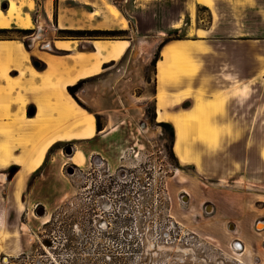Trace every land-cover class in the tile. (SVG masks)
I'll list each match as a JSON object with an SVG mask.
<instances>
[{
	"label": "rangeland",
	"instance_id": "374dc122",
	"mask_svg": "<svg viewBox=\"0 0 264 264\" xmlns=\"http://www.w3.org/2000/svg\"><path fill=\"white\" fill-rule=\"evenodd\" d=\"M9 1L0 0L1 12L8 9ZM13 1L19 4L21 14L23 4L31 2ZM33 2L30 16L35 22L30 34L17 32L15 29L21 28L11 23L0 28L9 29L0 31V40H16L27 49L34 44L35 52L44 47L53 52L51 41L56 39L76 40L80 49H90V42L95 39L131 42L119 60L107 63L98 74L85 78L75 92L74 101L93 115L99 132L87 139L55 142L47 149L40 167L26 176L23 183L18 181L22 177L18 175V164L0 168V264H256L257 261L264 264V245L256 239L263 236L264 229L255 227L257 220H264V187L219 181L214 174L205 175L193 166L179 163L169 151L167 133L158 126L160 121L153 113L155 66L152 62L155 55L160 56L158 45L172 32L166 31V27L179 21L178 35L193 38L192 30L186 35L188 24L191 23V29L209 27L210 10L194 6L193 0ZM3 3L7 4L5 10ZM44 3L49 18L43 12ZM109 4L126 20L125 28L113 18ZM244 4L240 1L237 6L243 9ZM91 8L96 13L85 15ZM211 8L213 11V4ZM66 12L78 17L81 25L99 20V26L110 23L114 27H58L57 21L62 24ZM60 29L125 31L114 36L75 39L60 33ZM178 60L177 70H192L184 59ZM41 64L36 69L44 70L46 64L42 60ZM9 75L16 78L19 74L17 71ZM26 77L30 78L25 71L22 80ZM36 81L33 85L39 83ZM1 84L4 82L0 81ZM32 90L30 85L21 90L26 97L24 117L29 119L36 113L37 90ZM8 103L15 110L1 119L4 124L1 133L8 130L11 117H19L17 105ZM29 107L34 108L32 116L28 115ZM68 147L81 151L84 157L75 175L66 170L74 164L65 153ZM96 152L107 159L104 162L109 163L110 172H116L124 164L133 173L132 178L117 181L118 187L113 186L116 190L111 192L110 201L104 203V209L102 198L91 192L93 185H103V172L95 177L96 183L87 174L92 167L98 171L105 167L92 164ZM140 167L143 169L135 180V170ZM119 189L125 192L124 196H118ZM205 204L212 207L210 212L204 210ZM95 208H98L96 212L105 210L114 214L123 211L126 234H106L101 228L92 233L89 214ZM229 224L236 229H229ZM241 226L252 239L250 255L240 252L243 243L237 239V233Z\"/></svg>",
	"mask_w": 264,
	"mask_h": 264
},
{
	"label": "crops",
	"instance_id": "0c3cea01",
	"mask_svg": "<svg viewBox=\"0 0 264 264\" xmlns=\"http://www.w3.org/2000/svg\"><path fill=\"white\" fill-rule=\"evenodd\" d=\"M240 1L246 3L243 9L237 6ZM45 3L43 12L49 18ZM193 5L210 10V26L191 29L190 23L186 35L192 30L193 38L182 37L162 46L154 73L155 119L172 125L169 119L172 117L183 124L185 131L180 142L186 158L183 165L193 166L205 175L214 174L219 181L264 187V3L258 0H193ZM23 8L22 14H27L32 25L35 22L30 16L33 0L24 3ZM95 13L92 8L84 12L90 16ZM65 16L62 24L57 21L58 27H114L110 23L99 26V20L81 25L78 17L69 12ZM194 17L196 20V15ZM178 25L179 21L169 24L166 31L178 29ZM121 28L125 27L121 24ZM130 42L129 39H95L90 42V49H80L76 40L56 39L51 41V50L62 53L55 54L45 47L35 52L34 44L27 49L19 41L0 40V81L4 82L0 85V130L4 128L3 116L15 110L13 105L9 108L8 102L16 104L19 112V117H11L8 130L0 131V168L10 163L18 164L20 171L26 168L23 183L26 176L40 167L47 149L55 142L93 137L96 133L93 115L74 101L66 86L98 74L103 64L119 60ZM32 59L39 64L42 60L45 69H36ZM178 59H184L192 70H177ZM17 71L16 78L9 75ZM25 71L30 78L22 80ZM34 80L39 83L33 85ZM29 85L37 90L36 113L31 119L24 117L26 97L21 92ZM159 113L165 116L158 118ZM173 130L172 151L176 157L174 127ZM37 146H41L40 153L36 151ZM16 150L19 153H15ZM76 154L80 160L76 159ZM68 159L79 165L84 157L81 151L75 150ZM241 229L237 239L243 245L236 243L241 254L250 255L252 239L244 226ZM256 239L258 244L264 245V234Z\"/></svg>",
	"mask_w": 264,
	"mask_h": 264
},
{
	"label": "flooded vegetation",
	"instance_id": "af4514ba",
	"mask_svg": "<svg viewBox=\"0 0 264 264\" xmlns=\"http://www.w3.org/2000/svg\"><path fill=\"white\" fill-rule=\"evenodd\" d=\"M30 33H28L29 35ZM33 107H29L28 111L33 110ZM100 130L96 129V132H99ZM71 149L73 153L72 147H68L67 149ZM96 156L92 157V164L94 166H105L101 171H98L96 168H91V171L87 173L90 176L91 181L96 183L95 177L97 176L98 173L103 172L102 176L104 177L103 180V185L101 187L94 186L91 189V192L93 193V196L96 198H102V208L104 209V203H108L110 201V197L112 195V191L116 190V187H113L116 185L118 187L117 181L121 179H126L128 176L131 178L133 177V173L129 172L127 170V167L124 164H120V168L117 169L116 172H110V166L109 163H105L107 159L103 156H101L99 153H95ZM91 164V162L89 163ZM143 168L140 167V169L135 170V180L139 178L138 175L141 174ZM68 172H70L72 175H75L79 172L80 166L73 164L67 167L66 169ZM146 172L145 174H147ZM151 176L152 174L149 173ZM100 176V175H99ZM130 181V180H129ZM125 182V181H123ZM125 192H122L121 189L118 191V196H124ZM181 194L180 196L182 197ZM115 196V194H114ZM125 199V198H123ZM121 203V202H120ZM119 203V204H120ZM98 206H100L98 204ZM98 208L92 209L91 214H89V223L92 225L91 232H95V229L101 228L104 233L106 234H126L125 230L127 229L126 227V216L123 211H117L116 214L110 213V212H105L104 211H99L96 212ZM93 212V213H92ZM236 243V242H235Z\"/></svg>",
	"mask_w": 264,
	"mask_h": 264
},
{
	"label": "bare ground",
	"instance_id": "6f19581e",
	"mask_svg": "<svg viewBox=\"0 0 264 264\" xmlns=\"http://www.w3.org/2000/svg\"><path fill=\"white\" fill-rule=\"evenodd\" d=\"M18 5H16L13 0H10L8 9L5 12H1L0 11V28H6L11 23H13L17 28H21V29H27V28H30L32 26L31 22L29 21V18L27 16V14H21ZM108 7L110 9L111 15L114 18H119L120 22L122 24V27H125L126 26V21H125V19L123 17H119L118 9L115 6L110 5V4L108 5ZM191 13H192V7H191ZM166 54H167V52L165 51L164 55L166 56ZM97 61L98 60L95 59V65L96 66H97ZM162 116H165V114H160V113L158 114V118H161ZM169 119L171 120L172 126L175 128V132H176V143L174 145V152L176 154V157L180 161V163L181 164H185L186 163V158H185V156H184V154H183V152H182V150L180 148V142H181V140L184 137L185 128H184L183 124H181L177 119L172 118V117H169ZM87 132H88V130H86L85 133H87ZM40 147L41 146H37L36 147L37 153H40V151H41ZM76 159L80 160V157L77 154H76ZM35 162H37V160H35ZM25 172H26V168H23V170L19 171L18 175L22 176L21 178H23ZM21 178L18 179L19 182H21L20 181V180H22ZM256 226L258 228V227H260L262 225H261V223H258Z\"/></svg>",
	"mask_w": 264,
	"mask_h": 264
},
{
	"label": "trees",
	"instance_id": "16d2710c",
	"mask_svg": "<svg viewBox=\"0 0 264 264\" xmlns=\"http://www.w3.org/2000/svg\"><path fill=\"white\" fill-rule=\"evenodd\" d=\"M200 7L206 9L204 6H200ZM7 30H9V29H0V31H7ZM15 30H17V32L24 33V34H28L31 31L30 29H15ZM124 31L125 30H100V29H90V30L89 29H60L59 30L60 33L68 34L67 36L72 37V38H75V39L82 38V37H87V38H91L92 39V38H96V36H101V35L102 36H114L115 34L122 33ZM181 38L182 37L178 35L177 29L172 30V32L171 33H168L167 34V37L165 39H163L160 42V44L158 45L159 51L161 50L162 46H164L167 42L172 41V40L181 39ZM53 53H55V54H61L62 52L60 50L54 49L53 50ZM158 58H159L158 55H155V57L153 58L152 64L154 66H155V63L158 60ZM41 66H42V64H40L39 67H41ZM105 66H106V64H103L102 65V67H105ZM83 81H84V79H79L74 84L66 86L67 93L73 99H75V92L78 90L80 84ZM153 113H155V108L153 109ZM158 126H160L164 130V132L167 133V137H168V140H169V147L168 148H169V151L173 155V152H172V144H173V138H174V130H173L172 125L169 122H162L161 121V122H158ZM97 130H100V128H98V126H97Z\"/></svg>",
	"mask_w": 264,
	"mask_h": 264
},
{
	"label": "water",
	"instance_id": "95a60500",
	"mask_svg": "<svg viewBox=\"0 0 264 264\" xmlns=\"http://www.w3.org/2000/svg\"><path fill=\"white\" fill-rule=\"evenodd\" d=\"M2 8L5 10L6 8H7V4L6 3H3L2 4ZM32 62V65L34 66V67H36V68H38L39 66H40V64H39V62L37 61V60H32L31 61ZM34 114V110H30L29 112H28V115L29 116H32ZM65 153L66 154H68V155H71L72 154V150L69 148V149H67V150H65ZM182 198H183V200H184V198H185V196L184 195H182ZM212 207L209 205V204H205L204 205V210L206 211V212H210L212 209H211ZM258 223H262V227L261 228H259V229H264V220H262V219H260V220H257L256 222H255V227H256V225L258 224ZM229 229H233V226L231 225V224H229ZM256 229H258L257 227H256Z\"/></svg>",
	"mask_w": 264,
	"mask_h": 264
}]
</instances>
